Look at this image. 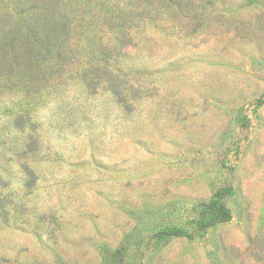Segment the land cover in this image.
<instances>
[{
    "label": "rangeland",
    "instance_id": "rangeland-1",
    "mask_svg": "<svg viewBox=\"0 0 264 264\" xmlns=\"http://www.w3.org/2000/svg\"><path fill=\"white\" fill-rule=\"evenodd\" d=\"M0 264H264V0H0Z\"/></svg>",
    "mask_w": 264,
    "mask_h": 264
},
{
    "label": "clouds",
    "instance_id": "clouds-1",
    "mask_svg": "<svg viewBox=\"0 0 264 264\" xmlns=\"http://www.w3.org/2000/svg\"><path fill=\"white\" fill-rule=\"evenodd\" d=\"M59 103L60 102L57 100H51L45 106L41 107L37 113V117L40 122L45 124L48 123L53 118L54 113L57 111ZM68 139L71 140L72 137L69 136ZM10 167L15 173H17L18 175H22V173H20V168L18 164L13 162Z\"/></svg>",
    "mask_w": 264,
    "mask_h": 264
}]
</instances>
